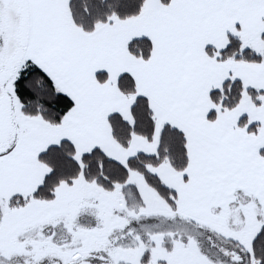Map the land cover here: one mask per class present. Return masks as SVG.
<instances>
[{
    "label": "snow or ice",
    "instance_id": "6c2138e0",
    "mask_svg": "<svg viewBox=\"0 0 264 264\" xmlns=\"http://www.w3.org/2000/svg\"><path fill=\"white\" fill-rule=\"evenodd\" d=\"M0 264H264V0H0Z\"/></svg>",
    "mask_w": 264,
    "mask_h": 264
}]
</instances>
